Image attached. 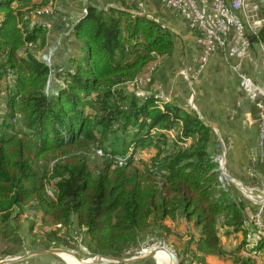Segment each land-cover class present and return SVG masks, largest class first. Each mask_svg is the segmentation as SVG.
<instances>
[{"label": "trees", "instance_id": "16d2710c", "mask_svg": "<svg viewBox=\"0 0 264 264\" xmlns=\"http://www.w3.org/2000/svg\"><path fill=\"white\" fill-rule=\"evenodd\" d=\"M14 1L0 0V93L6 91L0 94V240L18 241L13 222L34 205L61 229L82 230L92 255L129 257L148 235L171 234L166 222L180 219L188 224L181 223V235L188 237L177 248L181 264H206L207 256L258 264L239 260L235 252L227 257L221 241L242 235L234 250L245 246L249 204L219 181L211 127L191 108L169 102L160 109L153 97L139 98L127 88L158 58L172 55L173 33L124 0L116 7L87 6L70 30L84 49L61 67L62 85L52 92L49 70L37 53L44 31L30 26L25 13L12 7ZM263 30L253 35L254 43L263 44ZM174 128L175 141L167 134ZM187 139L191 142L183 147ZM130 150L140 159L113 164ZM46 160V169H37ZM62 233L50 231L31 244L62 245ZM15 248L0 253L23 249L19 242Z\"/></svg>", "mask_w": 264, "mask_h": 264}, {"label": "crops", "instance_id": "0c3cea01", "mask_svg": "<svg viewBox=\"0 0 264 264\" xmlns=\"http://www.w3.org/2000/svg\"><path fill=\"white\" fill-rule=\"evenodd\" d=\"M43 1L45 0H16L12 3V7H18L21 12L25 13V19L29 21L30 26H37L40 22L49 25L48 29L43 30L45 40L41 51L55 49L54 66L56 69L65 66L69 58L80 55L84 49L83 44L74 38L70 30L85 8L87 6L116 7L120 4L119 0H48L46 4L42 3ZM145 2L146 12L155 16L173 33L175 42L172 55L160 57L156 61L159 65L151 77V87L168 95L170 104L186 109L191 108L211 129H219V138H222L224 142H229L226 165L232 176L238 174L240 170H245L247 166H249L248 170L253 166L263 172L264 161L259 159L254 148L253 133L255 130L248 124L247 119H244V113L248 110L250 103L248 97L238 87L239 77L234 69L236 60L229 58L226 48L222 49L223 51L219 49L210 57L204 70L190 84L189 79L181 76L179 71L186 66H194L197 62L200 50L197 34L188 26L183 17L165 8L161 0H145ZM253 27L254 24L249 27L251 32L248 33V37L252 36L251 53L245 62H248L249 73L257 74L255 83L262 85L263 81L258 80V73L261 74L263 67L257 63L255 52L258 47L253 42V35L258 34L261 29ZM61 85L62 79L58 73H54L51 91L55 92ZM250 157L253 163L250 162ZM260 205V203H254L255 208ZM166 224L172 228L174 226L172 221ZM182 225L180 222L177 224L178 232ZM228 242L230 243V240ZM163 243L167 245L166 242ZM230 246H234L233 243ZM164 255L167 254L160 251L158 257ZM51 256L53 255L32 256L28 258L29 263L20 261L14 264H31L30 262L33 261L35 264L56 263L55 258L52 259ZM3 257L0 253V258ZM90 262L92 261L85 264H93ZM205 262L206 264H224V261L215 256H207Z\"/></svg>", "mask_w": 264, "mask_h": 264}, {"label": "built area", "instance_id": "2783aa9c", "mask_svg": "<svg viewBox=\"0 0 264 264\" xmlns=\"http://www.w3.org/2000/svg\"><path fill=\"white\" fill-rule=\"evenodd\" d=\"M126 3L135 7L137 14L145 15L146 7L145 0H124ZM162 5L174 11L176 14L183 17L186 20L188 26L197 34V42L199 45V54L197 62L194 66H186L179 71V74L185 78L195 79L206 67L210 57L218 50L226 48L228 56L232 59H236L239 62L248 57V51L250 49V41L245 29V17L247 13H251L258 9L262 4V0H161ZM42 30L48 29L49 25L44 23L38 24ZM55 49H48L44 55L41 56V60L49 70V78L47 81V88L50 85V76L54 73H61L63 69H58L54 66ZM154 70V66L146 71L144 76L137 77L133 82L128 83L127 88L134 91L135 95L139 98L146 99L153 97L155 103L163 109V107L170 102V98L163 91L150 92L143 89L144 84L149 82L151 72ZM239 87L240 90L248 97L249 100L255 103L258 108V144L259 153L263 158L264 155V101L259 98L261 91L254 83V81L246 75H240ZM141 87V88H140ZM4 95L2 91L0 93ZM0 107H4L1 104ZM15 120V118L13 119ZM167 134L171 140H175V129L167 131ZM191 139H187L182 143L183 147H188ZM219 148L222 147L220 143ZM98 156H103L101 150H97ZM110 157L109 155H106ZM139 160V152L130 150L122 158H114L113 164L123 166L129 159ZM261 158V159H262ZM219 170V181L222 187H226L230 184L231 180L225 171V164L222 159L216 160ZM249 175L253 176L251 170H248ZM239 185V184H238ZM240 186V185H239ZM240 191H243L241 186ZM47 194L53 197V192L50 188H47ZM258 204V203H256ZM245 225L253 227L256 232H250L247 234L245 249L242 250V256L247 259L254 260L258 264H264L258 259V253L254 251L257 246L262 233L264 237V222H263V206L254 208L252 212L247 211L245 216ZM259 232V233H258ZM4 259L0 258V262ZM106 262V261H105ZM104 264V262L102 263Z\"/></svg>", "mask_w": 264, "mask_h": 264}, {"label": "rangeland", "instance_id": "374dc122", "mask_svg": "<svg viewBox=\"0 0 264 264\" xmlns=\"http://www.w3.org/2000/svg\"><path fill=\"white\" fill-rule=\"evenodd\" d=\"M0 18H1V14H0ZM246 19H244L245 21V29H246V34L248 35V33L251 32V30L249 29V27H252V25L254 24L253 28H258L259 29H264V0H262V4L258 7L257 10L251 12V13H247V16L245 17ZM253 23V24H252ZM257 35V34H256ZM262 43L257 44V49L255 52V55L257 53V63H260L262 65V70H261V74L258 73V80H262V85L255 83L254 80H256L257 78V74L255 75L250 74L248 71V62L246 63L245 60L247 58H249L250 55V49L248 51V57H246L244 60H242L241 62H239L238 60H236L235 65H234V69L236 71V73L238 74V77H240V75H246L247 77L251 78L254 83L257 85V87L259 88V90L261 91V94L259 95V98L264 101V30H263V37H261ZM49 48V47H48ZM45 50L42 52H37L38 56H42L45 54ZM230 58V57H229ZM232 59V58H231ZM159 65V63H157L156 61L153 62L147 69L146 71H148L151 67L154 66V70H152L151 72V76H150V80L149 82H147L146 84H144L143 89L147 90V91H156L155 89H153V87H151V77L153 76L157 66ZM246 65V66H245ZM145 71V72H146ZM144 72V73H145ZM142 74V76H144L145 74ZM139 78V76H138ZM189 79V78H188ZM196 79V78H195ZM53 80V74H51L50 76V85L52 83ZM151 81V82H150ZM194 81V79H189V83L191 84ZM240 81V78H239ZM257 81V80H256ZM50 85L48 86V89H50ZM239 87V85H238ZM141 88V87H140ZM240 88V87H239ZM4 92H6L5 90H2ZM249 107L248 110L245 111L244 113V119L248 122L249 125H251V127H253L255 130V132L253 133L254 137H255V149L257 152V156L260 158H262L260 156L259 153V144H258V108L255 106V103L251 100H249ZM1 106V105H0ZM1 109V107H0ZM1 118V115H0ZM175 129V128H174ZM213 132V136L214 139L217 141V145H216V149L218 152H216V156L214 157L217 161L222 159V162L225 164V171L226 174H228L230 179H233L234 182H232L231 180L229 181L230 184H227L226 188H230L235 190L236 192H239L240 195L248 202L249 206H246L247 210L246 211H250L252 212L254 210V203H260V206H263V214H264V171H258L256 167L253 168L250 167L251 173L253 174V176L249 175L248 172V167L247 166L245 168V170H240V172H238V174H234V176H232V174L228 171V167L226 165L227 162V152H228V147H229V142L225 141L222 138H219V129L218 128H213L212 129ZM176 134H177V129H175V140H176ZM218 137V139H217ZM173 140V141H175ZM222 143V147L219 148V144ZM92 159V156H90ZM264 161V155L263 158L260 159ZM50 161V160H49ZM47 160L40 162L36 165L37 169H43V167L45 166V169L47 167ZM250 162L253 163L252 161V157H250ZM51 164V162L49 163V165ZM251 166V164H250ZM264 169V166H263ZM245 171V172H244ZM240 173V174H239ZM241 186V188H243V191L239 189V185ZM247 213V212H246ZM17 223L13 222V227L18 225V241L14 242V243H6L3 240H0V251L3 250H7V251H14L15 245L19 243L22 244V248L21 251H19L18 253L14 254V255H8V256H4L2 259H8V258H17L20 257L26 253H33L35 251H40V250H49V249H62L65 251H69L72 253L71 254H65L62 253V255H55V254H51L53 256H51L52 259L55 258L56 263L54 264H69L67 262L70 263H76V264H85L88 261H94L93 264H97L98 261L96 260V256H101V255H92L90 253V251L88 250L87 247V243H88V237L83 234L82 230H78L76 228V226L72 225L69 228H62L60 227V225L58 224H54L52 222V219L50 217L44 216L42 217L41 212L39 210H37L35 208L34 205L31 206L30 209L26 210L25 212H23L20 217L17 220ZM170 220H168L167 222H169ZM184 223L181 222L180 219H177L174 223L173 228L169 227L167 224V226L172 230L171 234H165L163 232L160 233H156L154 235L150 234L148 235L142 242L141 245L139 246L140 248L134 249L132 251V253H130L129 257H125L123 259H128L131 257H135L138 256V254L143 251L144 249L149 248V250L153 247L154 252L152 253H159L160 250L155 249L154 247L157 245H165L163 242L167 243V247L169 249H171L172 251H174L175 253V259H171L168 255H164V256H160L158 257V255L154 258H151V260H149L148 262H144L142 264H177V262H179V264H181L182 262V257L183 255H181L180 253H178L179 251L177 250V248L180 249V246H184V244L187 242V235L183 233V235H181L180 232H178L177 230V224L178 223ZM17 224V225H16ZM185 226H188L187 223H184ZM192 231L194 234H196L198 232L197 228H193L190 225ZM15 228V227H14ZM30 228H33L32 231L30 232ZM250 229H252L250 227ZM250 229L247 231V234L250 233ZM57 230H63L65 233L61 234L62 240H64L65 242L62 243V245H52L51 248L49 249H42L40 248V243L38 245V243H35L34 246L31 244V242H33L34 240H40L43 236H45V234L57 231ZM10 236L12 235V231L10 229H8L7 231ZM247 234L245 236V238H247ZM243 236L242 235H237L234 239H236L233 243L234 246H230L231 243L228 242L229 239H226L225 237H223L221 239V241L224 243V248L227 250L228 255L230 256V253L235 252L236 257L241 260V259H247L244 258L242 256V250L245 249V246L243 248H241L238 251H235L234 249L237 248L239 246V242L242 240ZM34 239V240H33ZM232 238H230V241L234 240ZM23 241V242H22ZM176 243V244H175ZM242 243V242H240ZM171 246V247H169ZM235 247V248H234ZM257 247L254 248V251H256L258 253V259L260 261H262L264 263V253L261 252V254L257 251L256 249ZM237 252V253H236ZM149 253V252H147ZM227 255V257H228ZM219 259H221L222 261H224V264H234L233 263V258H229L230 260H224L220 257H217ZM82 261H80V260ZM29 260V259H28ZM27 260V261H28ZM234 260H236V258H234ZM32 261V260H30ZM104 264H115L113 262L110 261H103ZM102 262V263H103ZM160 262V263H159ZM29 263V261L27 262ZM31 264H35L34 261L30 262ZM101 263V264H102ZM187 263V262H185ZM49 264V263H47ZM89 264V263H88Z\"/></svg>", "mask_w": 264, "mask_h": 264}, {"label": "water", "instance_id": "95a60500", "mask_svg": "<svg viewBox=\"0 0 264 264\" xmlns=\"http://www.w3.org/2000/svg\"><path fill=\"white\" fill-rule=\"evenodd\" d=\"M249 41L252 43V36L248 37ZM155 249H158L160 251L166 252L169 257L171 259H175V253L174 251H172L171 249H169L166 245H157L154 247ZM149 252V253H146ZM154 252L153 247L149 250V248L144 249L143 251H141L138 256L135 257H131L128 259H118V258H114V257H110V256H96V259L98 261L97 264H101L103 261H110L113 262L115 264H135L138 263L142 260H146V259H150V258H154L155 254L152 253ZM62 253L65 254H71V252L69 251H65L62 249H49V250H40V251H35L33 253H26L20 257L17 258H6L4 259L2 262H0V264H14L23 260H26L32 256H38V255H44V254H55V255H62ZM80 260V259H78ZM82 261V260H80ZM177 264H179V262H177Z\"/></svg>", "mask_w": 264, "mask_h": 264}, {"label": "bare ground", "instance_id": "6f19581e", "mask_svg": "<svg viewBox=\"0 0 264 264\" xmlns=\"http://www.w3.org/2000/svg\"><path fill=\"white\" fill-rule=\"evenodd\" d=\"M160 252V251H159ZM147 253V252H146ZM166 253V252H165ZM155 255V257L159 254V253H154ZM167 254V253H166ZM168 255V254H167ZM169 256V255H168ZM97 260V259H96ZM92 262H94V261H92ZM92 262H90V263H92Z\"/></svg>", "mask_w": 264, "mask_h": 264}]
</instances>
